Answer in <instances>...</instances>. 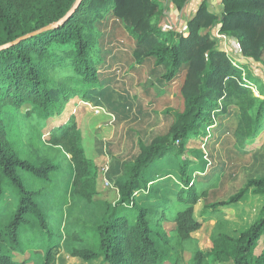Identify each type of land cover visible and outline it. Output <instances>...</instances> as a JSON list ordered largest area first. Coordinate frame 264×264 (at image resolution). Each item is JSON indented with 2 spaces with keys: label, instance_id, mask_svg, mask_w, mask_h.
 <instances>
[{
  "label": "trees",
  "instance_id": "16d2710c",
  "mask_svg": "<svg viewBox=\"0 0 264 264\" xmlns=\"http://www.w3.org/2000/svg\"><path fill=\"white\" fill-rule=\"evenodd\" d=\"M161 1L81 0L59 26L36 34L63 18L75 0H0V47L33 34L0 49V264H27L12 255L27 252L39 258L33 248L44 250L42 264L53 262L59 251L98 264H264V205L258 219L235 237L227 234L220 210L239 202L247 188L264 194V175L212 201L210 191L222 165L208 175L203 162L180 159L177 190L162 187L160 192L157 179L160 162L181 156L190 142L198 144L193 152L203 156L213 139L229 134L243 150L264 131V82L249 67L246 72L233 67L217 50L214 36L201 32L217 25L236 44L238 56L264 72V0H220V16L204 1L188 19L184 34L160 29L156 19ZM189 1L170 0L180 14ZM108 18L118 20L132 37L134 60H152L159 69L157 87L185 70L182 108L174 112L168 132L147 144L139 142L133 159L116 163L109 174L118 191L113 202L97 198L99 169L68 110L77 101L102 103L107 83L100 72L106 65L100 41ZM226 117L227 126L214 123ZM16 147H33L35 154L24 158ZM55 150L65 153L72 173L60 196L55 190ZM69 186L65 221L53 230L51 213H63ZM6 193L15 199L7 219L2 205ZM200 200L202 215L215 220L206 252L192 238L201 227L195 218Z\"/></svg>",
  "mask_w": 264,
  "mask_h": 264
},
{
  "label": "rangeland",
  "instance_id": "374dc122",
  "mask_svg": "<svg viewBox=\"0 0 264 264\" xmlns=\"http://www.w3.org/2000/svg\"><path fill=\"white\" fill-rule=\"evenodd\" d=\"M206 1L207 8L213 14L220 16L222 7L220 0H190L188 5L180 14L170 0H162L161 17L157 18L158 26L164 32L175 31L184 34L186 23L195 13L198 6ZM218 26L211 29H202L201 32L208 35H215ZM103 36L100 41L102 48L101 56L106 65L101 69L103 81L107 83V91L99 102L94 103L79 102L68 107L71 115L75 116L82 134L83 145L90 159L98 166L99 194L98 199L113 202L118 198V191L111 182L109 175L115 169L116 163L132 160L138 152V143H149L152 138L164 135L168 132L173 121L175 111L182 108L181 88L184 83L185 70L179 73L171 81L163 80L159 87L156 84L157 72L152 60L144 59L137 63L133 58L134 41L122 24L114 19L108 18L101 28ZM217 50L223 52L231 61L233 67L238 66L243 71L251 68L252 71L264 82V72L258 65L248 62L238 56L237 46L226 41L217 39ZM154 71V72H153ZM153 72V73H152ZM161 75V74H160ZM160 75H157L160 77ZM254 94L258 93L254 89ZM107 99V101H106ZM234 110H231L230 119L233 118ZM228 117L216 119L214 123L228 125ZM44 139L45 136H42ZM32 140L36 142V137ZM25 144V140H23ZM35 147L40 148L37 143ZM21 148H25L21 146ZM198 148L195 142L188 143L186 150L180 155L174 154L164 158L158 165V176L160 192L162 187L169 190H177V171L180 159L192 160L193 162L204 163V171L211 175L212 171L222 165L219 173V181L211 189L209 199H224L230 194H234L246 186L249 178L264 175V131L254 140L253 143H246L243 150L234 146V138L229 134L211 141L209 150L206 149L203 156L195 154L193 151ZM203 148V146H202ZM16 147V150H19ZM33 151H23L20 155L31 159ZM54 162L58 165V170L54 176L55 190L60 196L66 184L69 170L65 153L55 150ZM215 167V169L213 168ZM70 186L63 196V213L55 211L51 213V227L56 230L60 226V221L64 223V211L70 206ZM5 207L6 219L10 217L15 208V199L6 193L2 199ZM264 205V194L257 193L254 188H247L242 199L234 204L222 207L224 220L227 222V234L235 237L238 233L249 228L259 216L260 209ZM202 200L195 207V218L201 222V227L192 233L196 247L202 251H209L211 248L210 234L214 227L215 220L202 215ZM171 228V225L167 227ZM32 252L39 255L31 258L29 253L20 255L13 253L16 261L27 260V264H42L44 261V250L33 248ZM31 258V259H30ZM189 254L185 253L188 260ZM50 264H98L97 261L84 262L78 258H72L65 252L59 251L54 254V260ZM164 264H169L168 262Z\"/></svg>",
  "mask_w": 264,
  "mask_h": 264
},
{
  "label": "water",
  "instance_id": "95a60500",
  "mask_svg": "<svg viewBox=\"0 0 264 264\" xmlns=\"http://www.w3.org/2000/svg\"><path fill=\"white\" fill-rule=\"evenodd\" d=\"M80 2H81V0H75V3L73 4L72 8H71V9L65 14V16H64L63 18H61L58 22L52 23V24H50L49 26H47V27L41 29L40 31H37L36 34H37V33H40V32H43V31H46V30H49V29H51V28H53V27H57V26H59V24H60L61 22L65 21V20H66V19H67V18H68V17H69V16H70L75 10H76V8H77L78 5L80 4ZM31 35H33V34H30V35H27V36L21 37V38H19L17 41H20V40H22V39H25L26 37H29V36H31ZM17 41L12 42V43L7 44V45H3V46L0 47V49H3V48H5V47H7V46H9V45H12V44L16 43Z\"/></svg>",
  "mask_w": 264,
  "mask_h": 264
},
{
  "label": "built area",
  "instance_id": "2783aa9c",
  "mask_svg": "<svg viewBox=\"0 0 264 264\" xmlns=\"http://www.w3.org/2000/svg\"><path fill=\"white\" fill-rule=\"evenodd\" d=\"M214 38H215L216 40L218 39V40L223 41V42L226 41V36L223 35V34H221V33L219 32V30L216 31V33H215V35H214Z\"/></svg>",
  "mask_w": 264,
  "mask_h": 264
}]
</instances>
